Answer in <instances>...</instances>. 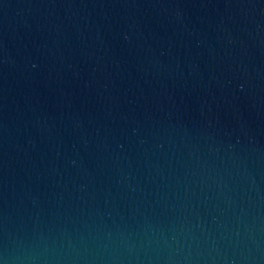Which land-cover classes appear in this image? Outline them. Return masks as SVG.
Instances as JSON below:
<instances>
[{
    "label": "water",
    "instance_id": "95a60500",
    "mask_svg": "<svg viewBox=\"0 0 264 264\" xmlns=\"http://www.w3.org/2000/svg\"><path fill=\"white\" fill-rule=\"evenodd\" d=\"M0 264H264V0H0Z\"/></svg>",
    "mask_w": 264,
    "mask_h": 264
}]
</instances>
